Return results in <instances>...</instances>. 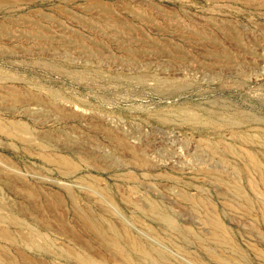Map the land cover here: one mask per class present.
Returning a JSON list of instances; mask_svg holds the SVG:
<instances>
[{"label": "rangeland", "instance_id": "rangeland-1", "mask_svg": "<svg viewBox=\"0 0 264 264\" xmlns=\"http://www.w3.org/2000/svg\"><path fill=\"white\" fill-rule=\"evenodd\" d=\"M97 1L112 7L113 14L96 9ZM143 1L23 0L20 8L0 10V23L6 24L10 16L32 14L46 24L49 14L61 26L47 25L53 39L34 40L33 51L13 48L11 54L0 53V76L5 78L0 81V121L10 127V122L21 123L29 131L26 136L34 139L32 147L43 143L81 167L66 176L34 151L23 150L18 133L13 138L9 137L13 133L8 137L0 133L1 212L16 215L26 230L49 239L51 247L35 249L25 230L0 224V231L16 238L11 241L0 234L2 260L54 264V252L64 255L72 247L95 261L123 264L114 247L90 229L100 222L104 228L112 224L124 243L135 239L150 248L153 256L144 264H223L212 261L210 252L228 264L263 263L253 245L264 250V185L253 169L248 171L252 177L244 173L242 163L215 154L207 143L220 150L224 148L220 140L233 143L264 162V6L243 0ZM84 17L103 30L81 27L77 20ZM29 30L35 33L33 27ZM113 32L119 40L110 37ZM65 36L84 42L88 49L72 46ZM15 90L23 97L14 99L10 93ZM246 135L253 139L244 137L245 142ZM128 146L134 147V154ZM134 156L149 162V168L136 165ZM220 177L245 188L253 204L250 216L244 218L224 206L230 199L237 206L239 200L223 188ZM185 192L189 199L195 197V203L181 199L179 194ZM150 200L185 233V242L148 212ZM200 200L211 203L213 210L199 206ZM100 202L113 215L105 213ZM214 220L224 224L239 255L215 244L221 241L212 239V233L219 237L221 233L212 228ZM159 256L166 262L160 263ZM60 258L57 263L68 264Z\"/></svg>", "mask_w": 264, "mask_h": 264}, {"label": "bare ground", "instance_id": "bare-ground-1", "mask_svg": "<svg viewBox=\"0 0 264 264\" xmlns=\"http://www.w3.org/2000/svg\"><path fill=\"white\" fill-rule=\"evenodd\" d=\"M23 0H0V10L2 9V8H5V7H8V6H12V7H15V8H20V6H21V3H23L22 2ZM44 1V0H43ZM65 2H67V3H69L70 1H72V0H64ZM102 1V0H101ZM145 1V0H144ZM143 1V2H144ZM236 1V0H235ZM244 2L246 1L247 3H250V4H256V5H258V6H264V0H243ZM242 1V2H243ZM95 3H96V1H95ZM142 3V2H141ZM92 4V3H91ZM110 5V4H109ZM255 5V6H256ZM55 6H57V5H55ZM90 7H91V5H89ZM249 6V5H248ZM251 6V5H250ZM89 7V10L90 9H93V7L92 8H90ZM130 7V6H129ZM253 7V6H252ZM48 8V7H47ZM66 8V7H65ZM95 8L96 9H98L101 13H103V14H108V15H112V14H110L111 13V8H110V6H107L106 4H104L103 2L101 3V2H99L98 3V1H97V4H96V6H95ZM132 8V7H131ZM255 8V7H254ZM54 9V8H53ZM52 9V10H53ZM61 9V8H60ZM33 10H35V8L33 9ZM37 10V9H36ZM62 10V9H61ZM87 10V9H86ZM86 10H84V11H86ZM131 10V9H130ZM38 11V10H37ZM37 11L35 12V13H37ZM54 11H56L55 9H54ZM63 11V10H62ZM67 11V10H66ZM88 11V10H87ZM91 11V10H90ZM98 11V12H99ZM114 11V10H113ZM40 12V11H39ZM57 12H59L60 13V11H57ZM89 12V11H88ZM95 12V11H94ZM130 12V11H129ZM131 12H135L136 14H137V11H131ZM32 13V12H31ZM41 13V12H40ZM43 13V12H42ZM47 13V12H46ZM67 13V12H66ZM69 13V12H68ZM85 13V12H84ZM34 14V13H33ZM48 14V13H47ZM91 14H93V13H91ZM102 14V15H103ZM143 13H141V15H142ZM43 15V14H42ZM61 15V14H60ZM64 15V14H63ZM76 15V14H75ZM139 15V14H138ZM45 16L47 17L46 19H45V22H46V24H43V23H41L42 21V19H36V17H33L32 16V14H20V15H17V16H13V17H9V19L7 20L8 22L5 24V23H3V22H1L0 23V53H7V54H11V53H13L15 50H13V48H16V49H21L22 51H33L32 50V42L34 41V40H39V41H43V42H45V41H47V40H50V39H53L52 37H53V34H52V32H51V30L49 31V27L47 26V25H54V27H61L59 24H58V19H56V18H54V17H52V16H50L49 14L48 15H46L45 14ZM55 16V15H54ZM65 16V15H64ZM80 16V15H79ZM78 16V17H79ZM105 16V15H104ZM76 17V16H75ZM78 17H76V18H78ZM94 17H96V16H94ZM106 17V16H105ZM141 17V16H140ZM146 16H144L143 15V18H145ZM6 18H8V17H6ZM45 18V17H44ZM97 18V17H96ZM112 18V17H111ZM117 18V17H116ZM138 18V17H137ZM147 18V17H146ZM145 18V20H147ZM102 19V18H101ZM106 19V18H105ZM113 19H115V18H113ZM118 19V18H117ZM44 21V20H43ZM78 21V23H79V25H81V27H84V28H86V29H89V30H95V31H99V32H101L100 30H103L100 26H97V24L98 23H96V24H94L93 22H92V19H90L89 20V18L88 19H86L85 17L84 18H80L79 20H77ZM77 21H75L76 23H77ZM112 21H114V20H112ZM117 21V20H116ZM121 21V20H120ZM73 22V21H72ZM119 22V21H118ZM60 23V22H59ZM75 23V25H77ZM120 23H122V22H120ZM102 24H103V22H102ZM124 24V23H123ZM61 25H62V23H61ZM104 26H105V24H103ZM126 25V24H125ZM33 27V29L35 30V33H32L30 30L29 31H27V29H28V27ZM66 27H67V25H65ZM64 26V27H65ZM107 26V25H106ZM112 26V25H111ZM9 27H12V29L11 28H9ZM17 27L18 28H21V30H18L17 29ZM51 27V26H50ZM63 27V26H62ZM127 27V26H126ZM105 28H107V27H105ZM116 28V27H115ZM32 29V28H31ZM51 29V28H50ZM62 29V28H61ZM114 29V28H113ZM124 29H126V28H124ZM129 29V28H128ZM182 29V28H181ZM64 30H66V29H64ZM69 30H71V29H69ZM112 30V29H111ZM117 30V29H116ZM142 30V29H141ZM183 30V29H182ZM52 31H54V30H52ZM62 31V30H61ZM94 31V32H95ZM121 31V30H120ZM68 33H69V31H67ZM66 32V33H67ZM71 32V31H70ZM73 32V31H72ZM79 32V31H78ZM99 32H97V33H99ZM104 33H105V30L103 31ZM108 32H109V30H108ZM129 32V31H128ZM136 32V31H135ZM204 32V31H203ZM53 33H55V32H53ZM76 34H78L77 33V31L75 32ZM83 33V32H82ZM103 33V34H104ZM110 33V32H109ZM126 33V32H125ZM84 34V33H83ZM82 34V35H83ZM95 34V33H94ZM127 34V33H126ZM131 34V33H130ZM129 34V35H130ZM137 34V33H136ZM141 34V33H140ZM143 34V33H142ZM205 34V33H204ZM56 35H58V33L56 34ZM80 35V34H79ZM110 35V37H112V39H115V41H117V40H119V34L118 33H116V34H114V32H113V34H109ZM121 35H123V34H121ZM195 35V34H194ZM201 35V34H200ZM70 36V35H69ZM143 36V35H142ZM63 37V36H62ZM61 37V38H62ZM87 37V36H86ZM125 37V36H124ZM123 37V38H124ZM55 38V37H54ZM57 38V37H56ZM65 38H67L66 36H65ZM138 38V37H137ZM192 38V37H191ZM195 38V37H194ZM202 38V37H201ZM205 37H203V39H204ZM207 38V37H206ZM212 38V37H211ZM59 39V38H58ZM79 39V38H78ZM111 39V40H112ZM125 39H127L126 37H125ZM130 39V38H129ZM143 39V38H142ZM189 39H190V37H189ZM199 39V38H198ZM66 40H68V42L72 45V46H74V47H78V48H81V49H83V50H86V49H88L87 48V46L84 44V42L82 43V42H80V41H78V40H75V38L73 39V38H67ZM65 40V41H66ZM80 40H82V39H80ZM197 40V39H196ZM213 40V39H212ZM62 41V40H61ZM122 41H124V40H122ZM139 41V40H138ZM4 42H9V44L8 45H10V46H6V45H2V43H4ZM92 42V41H91ZM125 42V41H124ZM217 42V41H216ZM62 43H64V42H62ZM67 43V42H66ZM114 43H116V42H114ZM214 43V40H213V42L211 41V44H213ZM38 44V43H37ZM47 44V43H46ZM49 44V43H48ZM90 44H92V43H90ZM100 44V43H99ZM120 44V43H119ZM122 44V43H121ZM123 44H126V42L125 43H123ZM45 45V44H44ZM88 45V44H87ZM97 45V44H96ZM218 45V44H217ZM38 46H39V48H41V49H43L42 48V46L40 47V45L38 44ZM216 46V45H215ZM34 47V46H33ZM89 47V46H88ZM109 47V46H108ZM134 48V47H133ZM34 49V48H33ZM47 49V48H46ZM97 49V48H96ZM35 50H36V48H35ZM40 50V49H39ZM90 50H92V49H90ZM95 50V49H94ZM85 52V51H84ZM87 52V51H86ZM83 53V52H82ZM219 54H221V53H219ZM233 57V56H232ZM231 57V58H232ZM227 58V57H226ZM229 61H230V57H229ZM234 63H235V61H233ZM232 63V62H231ZM53 65V64H52ZM141 75V74H140ZM143 76V75H142ZM141 76V77H142ZM146 76V75H145ZM142 79V78H141ZM2 80H5V78L4 77H2V76H0V81H2ZM137 80V79H136ZM162 81V80H161ZM144 84V83H143ZM11 87V86H10ZM16 88V87H15ZM8 93V92H7ZM50 93V95H53V93H51V92H49ZM10 94H12V95H14V99L15 98H21V97H23V93L21 94L19 91L17 92L16 90L15 91H13L12 93H10ZM27 94V93H26ZM34 94H32L31 96H33ZM25 97V96H24ZM12 99H13V97H12ZM13 99V100H14ZM18 99L16 100V101H18ZM188 110H186L185 111V113L187 112ZM175 113V112H174ZM175 114H177V113H175ZM174 114V115H175ZM184 114V113H183ZM185 115V114H184ZM187 116H189V121H190V114H189V112H187V114H186ZM185 115V116H186ZM192 115V114H191ZM195 115V114H194ZM193 115V116H194ZM160 116V115H159ZM159 116H158V118H159ZM177 116V115H176ZM184 116V117H185ZM157 117V116H156ZM179 117H180V115H179ZM204 117V116H203ZM176 118H178V117H176ZM183 118V117H182ZM192 118V117H191ZM209 118V117H208ZM163 119H164V117H163ZM168 119V118H167ZM185 119H187L186 117H185ZM197 119V124H198V121H200V119L198 120V118H196ZM196 119H193V121L195 122V120ZM203 119V118H202ZM184 120V119H183ZM188 120H184L183 122H188ZM192 120V119H191ZM165 121V120H164ZM191 122V121H190ZM189 122V123H190ZM218 122V121H217ZM11 123V127L9 126V125H6L5 123H3L2 121H0V133L2 134V135H4V136H9L11 133H18L19 134V136L17 137L18 139L20 138V142H21V147H23L24 149L23 150H25L27 153L29 152V154L30 153H33V151L35 152V154L36 155H38L44 162H46V163H48V164H51V165H53V167L55 166L57 169H58V171H60L62 174H64V175H66V176H70V175H73V174H75L77 171H79L80 169H81V167L80 166H78V164L77 163H75L73 160H71L70 159V157L68 158L67 156H64V155H61V154H57V153H55V152H53V151H51V150H48L47 149V147L43 144V143H38V146L37 147H32L33 146V143H32V141H34V139L32 138V137H30L29 135V137H27L26 136V134H29V133H27V132H29L28 131V129H27V127L25 128L21 123H19V122H10ZM192 123V122H191ZM204 123H205V121H204ZM194 124V123H193ZM208 124V123H207ZM232 124V123H231ZM6 125V126H5ZM196 125V124H195ZM199 125H202L201 123H199ZM237 125V124H236ZM235 125V126H236ZM7 126H9V127H7ZM206 126V125H205ZM234 126V125H233ZM238 127V126H237ZM27 129V130H26ZM27 131V132H26ZM12 134V135H13ZM23 135H25V136H23ZM15 136H17V135H15L14 134V136H9L10 138L12 137H15ZM247 136H249V135H246V136H241L242 137V140H245V138H247ZM259 136V135H258ZM237 137H238V134H237ZM237 137H235V138H237ZM245 137V138H244ZM249 137H251V136H249ZM252 138V137H251ZM250 138V139H251ZM257 138V137H256ZM32 141H31V140ZM253 139V138H252ZM261 139V138H260ZM259 139V140H260ZM262 140V139H261ZM50 141V140H49ZM37 142V141H36ZM219 142V141H218ZM245 142H246V140H245ZM18 143H19V141H18ZM124 143V142H123ZM121 144V142H120V144L123 146V145H125V144ZM227 142H224V141H222V140H220V145L221 146H223L222 144H224V148L223 147H221V148H223V149H219V147H216L215 145H213V144H210V143H207V145H208V148L209 149H211L212 150V152H214L215 154L217 153V154H220L223 158L224 157H230V158H233V159H235L237 162H240V163H242V166H243V168H244V173H245V170L248 172L249 170L251 171V169H253L255 172H256V174H258V176L260 177V179H261V181H260V183L259 184H261V182L263 183V185H264V165H263V163L264 162H262L261 163V161L259 160V158L254 154V153H252L251 152V150H246L245 148H238L237 147V145H235V144H233V143H230V144H226ZM252 143V142H251ZM264 143V142H263ZM36 144V143H35ZM259 144V143H258ZM260 144H261V142H260ZM219 145V144H218ZM248 145V144H247ZM262 145V144H261ZM264 145V144H263ZM262 145V146H263ZM126 146H127V144H126ZM125 146V147H126ZM50 147V146H49ZM124 147V146H123ZM136 148V147H135ZM244 149V150H243ZM127 150V149H126ZM128 150H130V151H132V153L134 154V152H135V149H134V147H132V146H128ZM138 150V149H137ZM260 151V150H259ZM139 152V151H138ZM254 152V151H253ZM35 154H33V155H35ZM131 154V153H130ZM260 154V153H259ZM32 155V154H31ZM136 155V154H135ZM138 155V154H137ZM136 155V156H137ZM134 159L136 160V165H138L139 167H148L149 165H150V163L149 162H147L146 160H144L143 158L142 159H140V158H135V156H134ZM134 163V162H133ZM132 163V164H133ZM157 166V165H156ZM78 167H80V169L78 168ZM154 167V166H153ZM144 168V170H146ZM149 168V167H148ZM79 169V170H78ZM141 170V169H140ZM243 171V170H242ZM183 172V171H182ZM255 172H253V173H255ZM178 173V172H177ZM209 173H211V172H209ZM208 173V174H209ZM213 173V172H212ZM211 173V174H212ZM248 173H250V172H248ZM179 174V173H178ZM210 174V176L212 177L213 176V174L211 175ZM251 175L250 176H252L253 177V175H252V173H250ZM115 175V174H114ZM207 175V174H206ZM216 175V174H215ZM129 176V175H128ZM131 176V175H130ZM160 179L161 178H163V176L162 177H160V175H157ZM209 176V175H208ZM167 177V176H166ZM166 177H164V178H166ZM170 177V176H169ZM168 177V178H169ZM218 177V176H217ZM224 177V176H223ZM222 177V178H223ZM132 178H137L136 177V175L135 176H133ZM163 178V179H164ZM171 178H173V177H170V180H171ZM175 178V177H174ZM173 178V179H174ZM193 178V177H192ZM195 178V177H194ZM214 178V177H213ZM221 178V177H220ZM219 179V181H220V183L222 184V185H225V187L223 186V188H226V187H228V190L230 191L229 193L231 194V195H233V197L234 196H236L237 197V199L239 200V203H238V205L237 206H235V205H233V203H229L230 201H232L231 199H230V201L228 202H223L224 203V206H226V208L229 210V211H233L235 214H236V212L237 213H239L241 216H243L244 218L245 217H248V216H250V212H251V208H252V205L253 204H251V201H250V199H247V197L245 196V191H243L244 189H243V187H241L240 185H238V184H236V183H232L231 185L228 183V182H226V181H224L225 179ZM156 179V178H155ZM159 179V180H160ZM172 179V180H173ZM176 179V178H175ZM174 179V180H175ZM215 179H217L216 178V176H215ZM255 179V178H254ZM253 179V180H254ZM128 180H130V179H128ZM136 180V179H135ZM139 180V179H138ZM179 180V179H178ZM181 180V179H180ZM195 180V179H194ZM256 180V179H255ZM254 180V181H255ZM98 181V180H97ZM144 181V180H143ZM183 181V180H182ZM205 181H206V179H205ZM210 181V180H209ZM218 181V180H217ZM134 182H136V181H134ZM141 182V181H140ZM178 182V181H177ZM180 182V181H179ZM133 183V182H132ZM137 183V182H136ZM139 183V182H138ZM184 183H185V181H184ZM219 183V184H220ZM256 183V182H255ZM92 184V183H91ZM96 184V183H95ZM134 184V183H133ZM191 184V183H190ZM229 184V185H228ZM258 184V183H257ZM194 185V184H193ZM262 185V184H261ZM98 186V185H97ZM91 187V186H90ZM249 187H251V186H249ZM255 187H258V186H255ZM227 189V188H226ZM259 189V188H258ZM68 190V189H67ZM134 190V189H133ZM251 190H253V188H251ZM260 190V189H259ZM69 191V190H68ZM107 191V190H106ZM224 191V190H223ZM227 191V190H226ZM105 192V191H104ZM135 192V191H134ZM183 192V191H182ZM260 192V191H259ZM106 193V192H105ZM186 193V192H185ZM181 193V194H179L180 195V197H181V199H183L184 201L186 200V201H188V202H190V199L192 198H188V194L186 193ZM226 193H228V192H226ZM257 193V192H256ZM69 194H71L72 196H73V193H72V191H71V193L69 192ZM106 194H108V193H106ZM105 194V195H106ZM248 194V193H247ZM258 194V193H257ZM112 195V194H111ZM190 195V194H189ZM260 195H261V193H260ZM107 196V195H106ZM109 196V195H108ZM69 197L70 198H72L71 200H73L74 198V196L73 197H71L70 195H69ZM111 197L112 196H110V197H107V198H109V199H111ZM224 197V196H223ZM226 197V196H225ZM235 197V198H236ZM106 198V199H107ZM193 198H195V197H193ZM193 198H192V202H194L193 201ZM113 199V198H112ZM112 199H111V201H112ZM178 199H180V198H178ZM180 199V200H181ZM199 199H201V198H199ZM198 199V200H199ZM148 200V199H147ZM110 201V200H109ZM149 201V200H148ZM201 202L200 203H197L199 206H201V207H206L207 209H209L210 207L212 208V210H213V206H211V203L208 205V204H206L204 201H202V200H200ZM209 201V200H208ZM262 201V200H261ZM102 202V201H101ZM100 202V203H101ZM113 202H114V200H113ZM153 202V203H152ZM155 201H151L150 200V203H147V204H149L148 205V212L151 214V215H153L154 217H156L157 219L159 218V222H160V220L163 222V224H165V225H167V227H169L170 228V230L171 231H174V232H176L177 233V235H178V237H179V239H181V241L183 240L184 242L186 241V239H185V233H182L177 227H176V224H173L170 220L171 219H169L168 217L169 216H164L163 214H162V211L160 210L161 209V206H160V208L158 207V205H156L155 203H154ZM233 202V201H232ZM106 203V202H105ZM108 203V202H107ZM191 203V202H190ZM195 203V202H194ZM235 203V202H234ZM263 203V202H262ZM103 206H105V208H102V210L105 212V211H107V213H112V211L107 207V205L106 204H103V203H101ZM134 204V203H133ZM192 204V203H191ZM1 205V204H0ZM4 205V204H3ZM136 205V204H135ZM190 205V204H189ZM194 205V204H193ZM147 206V205H146ZM261 206H264V203L261 205ZM1 207H3V206H1ZM1 207H0V224H2V225H6L7 227L8 226H11V227H15L16 229H20V230H22V232H24L23 230H25L32 238H31V240L28 242V244L29 245H33V247L35 246V249H37V248H49V249H51V247H50V244L48 243V241L47 240H49V239H46L45 238V236L44 235H42V234H38V233H36V232H34V231H32V229H28V230H26L25 229V226H24V224L21 222V220H19L17 217H16V215H8V216H5V215H3L2 214V210H1ZM215 207V206H214ZM254 207V206H253ZM5 209H7V208H5ZM76 209H78V208H76ZM113 209V208H112ZM115 209V208H114ZM147 209V208H146ZM255 209V208H254ZM253 209V210H254ZM116 210V209H115ZM239 212H238V211ZM75 211V210H74ZM82 211H84V210H82ZM82 211H80L81 213H82ZM207 211V210H206ZM236 211V212H235ZM208 212V211H207ZM77 213V212H76ZM106 213V212H105ZM206 213V212H205ZM216 213V212H215ZM252 213V212H251ZM83 214H85V212H83ZM87 214V213H86ZM102 214H104V213H102ZM142 214V213H141ZM211 214V213H210ZM77 215V214H76ZM79 215V214H78ZM77 215V216H78ZM93 215V214H92ZM95 215V214H94ZM93 215V216H94ZM105 215V214H104ZM108 215V214H107ZM111 215H113V214H111ZM145 215V214H144ZM212 215V214H211ZM253 215V214H252ZM84 216H86V217H88L87 215H84ZM103 216V215H102ZM219 216V215H218ZM79 217V216H78ZM94 217H96V215L94 216ZM101 217V216H100ZM107 217V216H106ZM110 217H112V216H110ZM206 217L209 219V216H207V214H206ZM213 217V216H212ZM80 218V217H79ZM78 218V219H79ZM89 218V217H88ZM113 218V217H112ZM213 218H215V217H213ZM110 219V218H109ZM108 219V220H109ZM216 219H217V217H216ZM80 220H82V218L80 219ZM85 220V219H84ZM95 220V219H94ZM207 220V219H206ZM211 220L212 219H210L209 221L211 222ZM246 220V219H245ZM253 220V219H252ZM98 220H97V218H96V222H97ZM101 221V220H100ZM103 221H105V220H103ZM124 221V220H123ZM208 221V220H207ZM219 221H221L220 219H219ZM80 222H82V221H80ZM214 222V226H212V228L214 227V229H216L218 232H220L221 233V237H219V235L217 234V233H212L213 235L211 236V238L212 239H214V240H220L221 241V243H216L215 242V244H219L220 245V247H222V248H225V249H233V254H236V255H239V252L233 247V243H234V245H235V242H233V239H232V237H231V235L228 233V231L226 230V228H225V226H224V224L223 223H221V222H218V221H216V220H214L213 221ZM85 223V222H84ZM88 223V222H87ZM90 223V222H89ZM141 223V222H140ZM144 223V222H143ZM209 223V222H208ZM103 225H104V223H102ZM100 222H97V223H94L93 225H92V227H94V228H90V229H95V231H93L94 233L95 232H97L96 233V235H97V237H101L100 239H102L103 238V240H106V241H108V243L112 246V247H114V253L116 252L117 253V255H116V257L118 256V254L121 256V258H119V257H117V258H119V259H121L122 260V263L123 264H144L145 263V261H148V260H150V256H153V253H152V251H151V249L150 248H147L146 246H145V244H141V242H138V241H136L135 239L134 240H131L130 239V242H129V240H126V241H128V244H126V242L124 243L123 242V240L121 239V237H120V235H119V233H117V231L114 229V226L112 225V224H109V223H107V224H109V226H108V228L107 227H103V225H102ZM83 225V224H82ZM146 225V224H145ZM210 225V224H209ZM88 226H89V224H88ZM87 226V227H88ZM91 226V225H90ZM104 226H106V225H104ZM142 226V225H141ZM149 226V225H148ZM86 227V226H85ZM153 227V226H152ZM88 228V229H89ZM124 228V227H123ZM0 229H1V227H0ZM3 229H4V227H3ZM125 229V231H127V228L125 227L124 228ZM149 229V228H148ZM181 229V228H180ZM2 230V229H1ZM150 230V229H149ZM152 230V229H151ZM150 230V231H151ZM193 230V229H192ZM6 231V230H5ZM124 231V232H125ZM153 231V230H152ZM188 231V230H187ZM90 232V231H89ZM92 232V231H91ZM93 232H92V234H93ZM161 232V231H160ZM8 232H4V230H3V232L2 231H0V234L2 235V237H5V239L6 238H8V239H10L11 241H14V239H16V238H14V239H12L13 238V236L11 237L9 234H7ZM25 233V232H24ZM128 233V232H127ZM258 233V232H257ZM164 234V233H163ZM22 235H23V233H22ZM173 235V234H172ZM21 236V235H20ZM125 236H126V234H125ZM130 236V235H129ZM135 236V235H134ZM193 236V235H192ZM1 237V236H0ZM15 237V236H14ZM91 237V236H90ZM96 237V236H95ZM128 237V236H127ZM139 237V236H138ZM187 237V236H186ZM194 237V236H193ZM24 238H26L25 236H24ZM93 237H91V239H92ZM98 238V239H99ZM131 238V237H130ZM136 238V237H135ZM97 239V240H98ZM126 239V238H125ZM169 239V238H168ZM18 240V239H17ZM23 240V239H22ZM28 240V239H27ZM96 240V239H95ZM138 240V239H137ZM25 241V240H24ZM23 241V242H24ZM140 241V240H139ZM142 241V240H141ZM157 241V240H156ZM171 241V240H170ZM16 243H17V241H15ZM98 242V241H97ZM105 242V241H104ZM147 242V241H146ZM202 242V241H201ZM200 242V243H201ZM212 242V241H211ZM210 242V243H211ZM144 243V242H143ZM199 243V242H198ZM98 244V243H97ZM107 244V243H106ZM202 244H203V242H202ZM102 245H104V244H102ZM149 245V244H148ZM174 245V244H173ZM176 245H178V244H176ZM53 246V245H52ZM108 246L109 245H107V247L106 248H108ZM111 246H109V247H111ZM178 246H180V245H178ZM178 246H177V248H178ZM199 246H202V245H199ZM37 247V248H36ZM105 247V246H104ZM112 247H111V249H112ZM149 247H150V245H149ZM151 247H154V246H151ZM176 247V246H175ZM181 247V246H180ZM184 247V246H183ZM17 248V247H16ZM70 248V250L69 251H67V252H65L64 253V255H62V254H60V253H58V252H54L53 254L54 255H52V254H50V255H52V258L53 257H55V262H54V264H60V263H57V261H56V259H59L61 256L63 257V259H65V261L68 263V264H72V263H75V264H104V263H102V262H99V260H97V261H95L93 258H91L90 256H88V255H86V254H83V253H81V251L80 252H78V251H75V249L74 248H72V247H69ZM77 248V247H76ZM202 248V247H201ZM238 248V247H237ZM80 249V248H79ZM103 249H105V248H103ZM110 249V248H109ZM182 249V248H181ZM185 249V248H184ZM78 250V249H77ZM6 251V250H5ZM44 251H46V249L44 250ZM43 251V252H44ZM82 251H84V250H82ZM153 251H154V248H153ZM155 251H157V250H155ZM155 251H154V254H155ZM177 251V250H176ZM182 251H184L183 249H182ZM253 251H254V253H255V255L259 258V259H261L262 260V264H264V250H262L261 248L259 249V248H257L256 246L254 247V245H253ZM53 252V251H52ZM62 252V251H61ZM85 252V251H84ZM187 252V251H186ZM2 253H3V249L2 248H0V264H16V263H18V262H14L13 261V259L12 260H7V261H4V260H2L1 259V256H2ZM63 253V252H62ZM110 253H112V252H110ZM114 253H112V254H114ZM115 253V254H116ZM157 253V252H156ZM6 254V253H5ZM111 254V256H114V255H112ZM159 254V253H158ZM157 254V255H158ZM185 254V253H184ZM242 254V253H241ZM25 255V254H24ZM197 255V254H196ZM209 255H210V258L212 259V261H220L221 263L223 262V264H228L227 263V261H225V260H223L221 257H220V255H218V254H216V253H214V252H210L209 253ZM224 254H222V256H223ZM3 256H4V253H3ZM3 256H2V258H3ZM23 256V255H22ZM21 256V257H22ZM105 256V255H104ZM155 256V255H154ZM225 256V255H224ZM61 257V258H62ZM136 257V258H135ZM191 257V256H190ZM25 259H27V257H24ZM60 258V259H61ZM152 258V257H151ZM233 258V257H232ZM118 259V260H119ZM235 259V258H234ZM28 260V259H27ZM30 260V259H29ZM101 260V259H100ZM112 260V259H111ZM121 260H119V261H121ZM160 260V261H159ZM159 262L160 263H162V262H166V259H165V257H160L159 256ZM200 260V259H199ZM236 260V259H235ZM64 261V262H65ZM106 261V260H105ZM113 261V260H112ZM198 261V260H197ZM202 261V260H201ZM237 261V260H236ZM24 262V261H23ZM29 262V261H28ZM32 262V260L30 261V263ZM150 262H152V261H149V263ZM158 262V263H159ZM238 262V261H237ZM26 263V262H25ZM30 263H27V264H30ZM33 263V262H32ZM116 263V262H115ZM19 264V263H18ZM53 264V263H52ZM62 264V263H61ZM117 264V263H116ZM205 264V263H204ZM243 264V263H242Z\"/></svg>", "mask_w": 264, "mask_h": 264}]
</instances>
